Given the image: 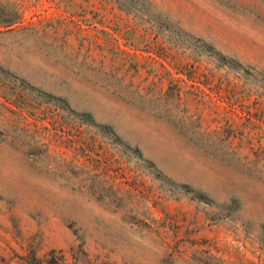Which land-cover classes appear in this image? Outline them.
Masks as SVG:
<instances>
[{
  "label": "rangeland",
  "instance_id": "374dc122",
  "mask_svg": "<svg viewBox=\"0 0 264 264\" xmlns=\"http://www.w3.org/2000/svg\"><path fill=\"white\" fill-rule=\"evenodd\" d=\"M1 120L0 264H264V0H0Z\"/></svg>",
  "mask_w": 264,
  "mask_h": 264
},
{
  "label": "trees",
  "instance_id": "16d2710c",
  "mask_svg": "<svg viewBox=\"0 0 264 264\" xmlns=\"http://www.w3.org/2000/svg\"><path fill=\"white\" fill-rule=\"evenodd\" d=\"M7 73L10 74V78L8 79V82H4L5 85H13L14 88L21 87L22 89L32 90L31 87H27V83L25 80H20V83H18V80H16L13 75L7 71ZM6 74V73H5ZM5 76V75H4ZM15 78V79H14ZM17 81V82H15ZM15 82V83H13ZM36 96H44L46 98V101L54 102L58 108L65 110H71L69 109V106L67 103L63 102L62 98L55 97L53 95L47 94L46 92H43L42 90H39ZM38 99V98H36ZM6 108L7 106L3 104ZM9 109V108H8ZM17 117L15 120H17L15 126L12 128L11 137L14 140L19 141L21 144L26 145L29 148V155L33 157V160L38 162L42 159L43 156H47L50 153V147L49 142L45 140L44 132L40 129L37 123L34 124V128L30 127V123L26 122V118L23 114V111L17 112ZM78 117L80 119L81 123H86L88 125L97 126L98 128L102 129L104 132L108 133L111 138L117 142V144H120L121 141L119 140L118 136L115 135V133L111 130L109 126L98 124L91 116L88 114H78ZM2 125L4 128L0 127V137L5 136V131L8 132V129H6V123L4 120H1ZM71 164H68V168L65 169L62 165L57 166H50L49 170H52V172L58 176L65 177L66 180H71V175L77 176L80 172H84L85 169L83 167H77V170L70 167ZM96 176H98V173L96 174H90L87 178L93 179ZM92 188V186L90 185ZM81 255H86V251L83 248L82 245H80V248L78 251H75L74 248H71L70 250L65 249H52L48 251L43 257H39L36 254H33L30 259L27 261L28 264H79Z\"/></svg>",
  "mask_w": 264,
  "mask_h": 264
}]
</instances>
